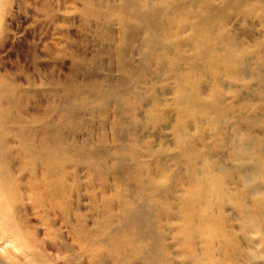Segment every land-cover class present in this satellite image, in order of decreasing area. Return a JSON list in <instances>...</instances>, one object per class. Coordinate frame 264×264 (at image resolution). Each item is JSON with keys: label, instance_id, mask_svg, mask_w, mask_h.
<instances>
[{"label": "bare ground", "instance_id": "bare-ground-1", "mask_svg": "<svg viewBox=\"0 0 264 264\" xmlns=\"http://www.w3.org/2000/svg\"><path fill=\"white\" fill-rule=\"evenodd\" d=\"M83 1L82 7L94 9L95 0ZM107 1V10L114 7L117 17L106 13L119 21L121 58L134 35L149 65L143 75L149 99L144 103L134 87L128 90L134 95L132 135L138 125L150 129L139 144L147 158L136 151L128 158L115 147L107 169L104 154L86 157L92 174L101 179L111 174L114 181L124 175V162L136 157L134 181L149 210L134 205L115 185L114 204L103 198L93 203L101 214L89 227L86 216L70 204L76 183L67 178L81 157L65 147L59 152L53 140L31 143L0 121V249H18L19 238L29 239L33 226L21 217L30 204L41 222L51 220L50 211L57 214L59 227L78 244L95 236L99 254L85 251L91 261L105 248L112 259L126 251L144 264H264V36H249L254 22L264 30V0ZM250 77L257 89L244 87ZM161 83L165 87L158 89ZM243 88L258 94L250 116ZM96 99L85 104L101 105ZM138 105L146 109L142 124L134 111ZM14 144L24 177L8 167ZM20 184H25L23 192ZM44 225L53 239H61L56 224L53 229ZM23 251L17 261L29 257V264H50L41 253Z\"/></svg>", "mask_w": 264, "mask_h": 264}, {"label": "rangeland", "instance_id": "rangeland-1", "mask_svg": "<svg viewBox=\"0 0 264 264\" xmlns=\"http://www.w3.org/2000/svg\"><path fill=\"white\" fill-rule=\"evenodd\" d=\"M104 1L107 0H95L94 9L89 10L82 7L87 5L83 0H77V4L70 0H0V121L10 130L26 135L31 143L41 146L53 140L54 146L60 144L59 152L65 147L81 157V164L75 171L71 169L74 174L67 178L74 179L76 183L70 204L86 216L89 227L101 214L95 202L100 204L103 198L108 199V205L114 204L115 185L123 188L134 205L149 210L134 181L136 157L124 160V175L120 176V181H114L111 174L103 179L97 173L92 174L93 168L87 160V157L104 154V168L110 169L115 147L125 150L128 158L132 151H136L140 158L141 155L147 158L146 151L141 150L139 144L147 140L146 131H150L148 127L138 125L133 136L135 131L128 126L133 122L131 110L135 109L134 95L128 90L134 87L144 103L149 99L146 89L150 86L143 76L148 73L149 65L146 67L140 50V37L131 35L128 38L129 44L122 59L117 50L122 38L119 21L113 18V15L117 17L115 8L109 11L110 3L104 4ZM106 10L113 15L107 14ZM252 27L250 37L257 39L264 36L259 23L254 22ZM238 28L242 26L238 25ZM148 59V64L152 63V58ZM120 63L124 64L123 69ZM140 74L141 77H138ZM246 84L244 87L258 88L251 77ZM161 87H165L164 83L158 85V89ZM95 98L101 105L85 104ZM242 99L248 107L247 115H253L251 109L258 104L257 91L243 88ZM145 110L141 105L134 110L139 113L141 124L145 120ZM117 119L125 123L119 125ZM169 133V130L163 132L168 140ZM17 149L18 145L14 144V149L9 151L8 167L21 177L22 162L17 156ZM24 186L19 185L22 192ZM91 203H94V209ZM56 215L50 211L51 222H41L32 206L26 204L21 219L29 220L33 226L30 231H33L29 239L19 238L18 249L10 246H7L9 251L8 248L0 249V264H29V257L17 261L23 250L32 255L34 252L41 253L50 264H144L141 257L132 258L126 251L112 259L105 248H102L97 260L91 261L88 258L90 253L99 254L97 238H84L82 241L89 242L85 247L81 245L82 241L78 244L67 229L59 227L62 219ZM41 223L49 224L52 229L51 225L56 224L60 230L57 235L61 239H53ZM107 243L111 245L112 242ZM73 244L79 246V250ZM72 248L77 249L74 255L70 250ZM86 250L90 253L87 254Z\"/></svg>", "mask_w": 264, "mask_h": 264}]
</instances>
